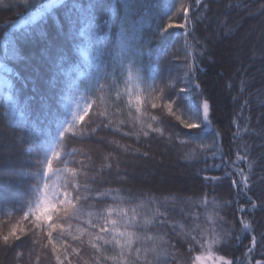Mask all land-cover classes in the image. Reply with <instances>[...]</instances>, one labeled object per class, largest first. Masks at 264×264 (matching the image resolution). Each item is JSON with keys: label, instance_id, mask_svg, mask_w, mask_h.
Segmentation results:
<instances>
[{"label": "trees", "instance_id": "obj_1", "mask_svg": "<svg viewBox=\"0 0 264 264\" xmlns=\"http://www.w3.org/2000/svg\"><path fill=\"white\" fill-rule=\"evenodd\" d=\"M73 2L87 7L89 3H95L97 0H64V3L55 9V15L63 25L61 46L56 54L59 69L47 74L49 86H61L55 102H50L47 98L30 100V86L23 88L22 94V82L15 78L13 83L17 106L14 112L9 108L6 96L0 93V136L6 139L10 137L17 151L16 157L10 162V171L0 169V234H7L15 223V218H18L19 214L14 205L32 198L36 184L35 174L46 166L39 165L37 161L42 160L45 154L51 157L55 151L59 156L53 159L52 169L56 175L52 176L50 183L56 187L64 180V173L57 171L64 167L60 160H74L84 162L86 167L81 171L88 177L96 176L103 169L104 174L99 178L112 181L104 185L105 188L133 191L151 189L156 195L180 193L193 200L207 196L208 201L214 202L219 216L226 221L214 225L219 243L214 245L212 250L217 256L243 262L251 236H258L264 231V208L253 210L249 202V197L257 204L264 200V53L260 50L257 57H252V51L240 62L235 61L233 64L224 58L216 59V54L218 43L237 37L242 30H246L251 24L254 26L264 17V0H201L200 5H196L195 0H183L189 8L186 27L168 29L159 40L152 39L155 29L164 28L170 20L176 24L185 22L183 14L173 17V12L179 7L181 0H99L101 8L95 13V21L87 30V39L79 36L83 25L78 13H71L72 18L76 20L75 28L65 15ZM45 3L47 0H30L28 5H25L23 0H0V62L24 72L27 71L24 58L40 54V49L54 34L53 17L49 15L46 19L37 18L31 23L28 21H31ZM116 4H119V8L113 12L112 6ZM126 14L136 22L126 25L129 34L135 35L137 41H144L145 44L142 64L138 66V71L137 68L129 70L128 59L123 60L126 70L119 84V91L123 92L125 87L138 88L142 95H149L144 91L148 86L163 88L167 84L175 98L179 89H186L179 94L182 107L176 114L190 123L201 121L194 119L192 112L187 109L200 105L202 114V103L207 99L210 105L209 118L203 121L201 129L191 130L193 133H200V138L193 143H181L190 140L186 134L189 130L176 126L175 120L168 125L163 137L141 136L138 139L135 135L139 131L138 122L136 128L129 126L123 130L131 131V137L113 135V132L107 129H97L93 132L92 129L96 128V125L89 127L88 122L90 117L96 119L94 114L97 111L108 112V118L104 120L106 125L124 119L123 116H112V101L107 99L106 93H97L100 98L98 104L93 105L84 121L76 120L75 124L70 126L72 113L78 111L77 103L80 109H83L88 99L96 100L97 96H93L84 83L80 92L69 98L68 93L63 90V85L90 75L103 83L101 77L104 69L112 62V57L107 53L102 55L101 71L97 72L94 66L96 45L101 49L107 45L112 48L113 53L116 52L121 21ZM41 32L46 35L42 37ZM215 38L218 40L212 43ZM88 40L95 43L85 49ZM13 46L18 51L16 57L5 54V49H11ZM85 51L89 57L87 61ZM131 51L130 47L124 49L123 55L127 56ZM60 69H63L62 73ZM119 70L117 61V71ZM115 94L113 91L112 95ZM155 102L160 103L158 99ZM142 112L147 123H153L154 127H165L146 119L148 114L156 115L160 119L159 112H145L143 109ZM135 115L140 114L134 112L133 116ZM64 129L67 131L61 137L59 133ZM169 136H172V139H169ZM101 138L119 142L122 146L120 151L116 152L113 147L100 143ZM213 141L219 146L216 159L205 160V156L211 157V152L202 151L187 157L194 148L201 144L211 145ZM124 147H129V151L125 152ZM69 153L72 155H68ZM109 153H112L113 159H105ZM167 155L170 159L173 157L181 169L191 172L190 184L171 187L156 183L155 180L149 182L139 179L132 173L138 166L137 162L160 165L166 162ZM238 155L247 159L238 160ZM222 160L234 163L219 170H203L207 166L221 164ZM109 165H112L111 173L108 171ZM234 168L243 169L244 174L249 176L247 187L243 183L232 184L233 179H241L238 174H233ZM205 176L223 179L209 182L203 179ZM167 203L177 209L192 207L189 201L176 202L170 199ZM240 206L246 211H238ZM241 221L251 222L254 231H241ZM73 224V235H78L75 231L77 225L75 222ZM209 226L213 225H205ZM167 230L164 228L161 231ZM46 233L47 229L31 230L25 243L15 249L6 248L0 242V264H59L57 255L64 264H94L95 253L89 244L92 237L84 235V246L81 247L73 241L72 236L65 234L62 238L54 232L51 240L55 242L56 251H53V244ZM225 233L229 235L226 236ZM237 236L240 240H237ZM74 249L78 250L79 254L73 251ZM259 250L258 245L257 251ZM174 252L176 259L170 264H185L181 257L188 255L186 246L177 244ZM17 253L22 256L18 257ZM104 254L115 253L106 251ZM260 258L256 256V259Z\"/></svg>", "mask_w": 264, "mask_h": 264}, {"label": "snow or ice", "instance_id": "obj_2", "mask_svg": "<svg viewBox=\"0 0 264 264\" xmlns=\"http://www.w3.org/2000/svg\"><path fill=\"white\" fill-rule=\"evenodd\" d=\"M29 2L30 0H23L25 5H28ZM63 3L64 0H47V3L41 6L31 21H28L31 23L37 18L46 19L49 15H52L55 31L48 38L46 45L40 49L38 56L29 55L24 58L27 71L14 70L5 63L0 62V93L6 96L9 108L13 112L17 106L13 78L22 82L20 89L22 94L23 88L30 86L28 98L32 101H36L37 98H47L54 103L56 96L59 94L61 86H49L47 74L54 69H59V65L56 63V54L61 46L60 37L63 32V25L56 17L55 9ZM195 3L200 5L201 0H195ZM128 6L130 7V5ZM100 8L99 0L95 3H89L87 7L73 2L65 15L72 27L75 28L76 20L72 18L71 13L73 11L78 13L79 20L83 25L79 30V36L87 39V30L94 23L95 13L99 12ZM118 8L119 4L113 5L112 11L115 12ZM188 12L189 8L181 0L179 7L173 12V17L183 14L185 22L176 24L170 20L164 28L158 27L153 31L152 39H162L168 29L174 27L185 28L188 22ZM129 23L134 24L136 22L131 19L130 15L126 14L121 21L115 53L107 45L104 49H101L98 44L96 45L97 55L94 58V66L97 72L101 71L100 57L105 53L112 57V62L104 69V74L101 77L103 83L100 82V79H94L90 75L84 79L78 78L75 82H66L63 85V90L68 93L69 98L79 93L84 83L87 84L92 95L97 96L96 100L88 99L83 109H80L79 103H77L78 111L72 113L73 120L70 122V126L74 125L76 120L84 121L93 105L98 104L100 98L97 93H106L107 99L112 101V116H123L124 119L106 125L104 120L108 118V112L97 111L94 114L96 119L93 120L90 117L88 122L89 127L93 124L96 125V128L92 129L93 132L97 129H107L112 131L113 135L119 134L131 137L133 135L131 131L124 132L123 130L129 126L136 128L138 122L139 131L135 133L138 139L141 136L163 137L168 125L175 120L177 122L176 126H182V130H189L186 134L189 135L190 140L181 141V143H193L200 138V133H193L191 130L201 129L203 121H207L209 118L210 105L207 99L202 103V114L200 105L187 109L192 112L194 119L201 121V123H190L176 114L182 107L179 94L185 92L186 89H179L175 98H173L172 91L167 84L163 88H157L155 85L148 86L144 91L149 95H142L138 88L129 89L125 87L123 92L119 91V84L126 70L123 60L128 59L129 70L137 68L138 71V66L142 64L145 44L144 41H137L135 35L129 34V30L126 28ZM132 31L135 33V28ZM40 35L44 37L46 34L41 32ZM93 43L95 42L88 40L85 49L92 47ZM129 47L132 51L124 56L123 50ZM5 54L16 57L18 51L13 46L11 49L6 48ZM84 54L87 61L89 59L87 52L85 51ZM117 61H119V71H117ZM77 70L79 71V69ZM60 72L62 73L63 69H60ZM189 72H191V68ZM81 77H83V73H81ZM113 91L116 93L115 96L112 95ZM152 93L158 95H152ZM157 99L160 103L155 102ZM142 109L145 112H159L160 119L151 114H148L146 119L158 125L163 124L165 127H154L153 123H147L143 118ZM134 112L140 115L133 116ZM97 120L99 123H97ZM65 131L67 129L61 131L59 135L62 137ZM169 139H172V136H169ZM100 143L113 147L116 152H119L122 147L119 142L109 141L107 138H101ZM124 151H129V147H124ZM197 151L211 152V157L205 156V160L209 158L216 159L219 146L215 141L211 145L201 144L188 153L187 157L190 158L196 155ZM68 155L72 154L69 153ZM143 155L146 156L147 153H143ZM58 156L59 153L53 151L51 157L45 154L42 160L37 161L39 165L46 166L39 169L35 174L36 184L33 187L32 198L27 202L14 205L15 211L19 215L18 218H15V223L12 224L7 234H0V242L4 247L15 249L25 243L31 230L47 229L46 234L53 244V251H56L55 242L51 240L54 232L62 238L65 234L72 236L73 241L81 247L84 246V235L92 237L93 239L89 240V244L95 253L94 264H170L171 261L176 259L174 249L177 244L182 247L186 246L188 255L181 257L185 264H217L218 261L220 264H264V243H262L264 242V231H261L258 236H251L250 242L246 246L243 262L239 259H226L224 256H217L216 252L212 250L213 246L219 243L214 225L226 223V221L219 216L215 210L214 202L208 201L207 196L193 200L191 197H185L180 193L170 192L167 195L163 193L156 195L151 189L133 191L105 188L103 186L110 184L112 181L99 178L104 174L103 169L96 176L88 177L86 173L81 171L86 167L84 162L74 160H60L64 167L57 169V171L64 173V180L62 184L56 187L50 181L52 176L56 175V172H53L52 169V162ZM105 159H113L112 153H109ZM237 159H247V157L242 158L238 155ZM233 163L232 161L222 160L221 164H213L203 170H219L221 167L231 166ZM116 167L118 169V165ZM108 171L111 173L112 165L108 166ZM233 174H238L241 177L240 180L233 179V185L243 183L245 187L248 186L249 176L244 174L243 169L234 168ZM203 179L209 182H218L223 178L205 176ZM170 199L176 202L189 201L192 207L177 209L167 203ZM249 202L253 210L264 208V200L257 204L249 197ZM238 211L245 212L246 209L240 206ZM73 222L77 225L75 231L79 233L78 235H73ZM241 223L243 224L241 231H254L251 222L241 221ZM206 224L213 226L205 227ZM79 225H86V227H79ZM164 228L168 230L166 232L161 231ZM224 235L229 234L225 233ZM174 239L175 242H173ZM237 240H240L239 236H237ZM240 242L242 243V240ZM258 245L260 247L259 251H257ZM73 251L79 254L78 250L74 249ZM106 251H112L115 254L105 255ZM257 255L261 258L256 259ZM17 256L20 257L22 254L17 253ZM56 260L59 264H64L59 255H57Z\"/></svg>", "mask_w": 264, "mask_h": 264}, {"label": "rangeland", "instance_id": "obj_3", "mask_svg": "<svg viewBox=\"0 0 264 264\" xmlns=\"http://www.w3.org/2000/svg\"><path fill=\"white\" fill-rule=\"evenodd\" d=\"M217 40L218 38H215L212 43ZM260 50L264 53V17L254 26L251 24L246 30H242L237 37L233 39L227 38L218 43L216 59L224 58L233 64L235 61L240 62L252 51V57H257ZM9 138L7 137L6 139V137L0 136V159L2 158V161L0 160V169H5V172L10 171L12 167L10 162L16 157L17 152L11 138ZM166 158L167 160L164 164H152L153 166L137 162L136 165L138 166L135 168L136 170H132V173H135L139 179L148 180L149 182L155 180L154 182L156 183H164L171 187L181 186L185 183L190 184L191 172L187 169H181L173 157L170 159L169 155H167ZM3 264L11 263L3 262ZM217 264H220V262L218 261Z\"/></svg>", "mask_w": 264, "mask_h": 264}]
</instances>
